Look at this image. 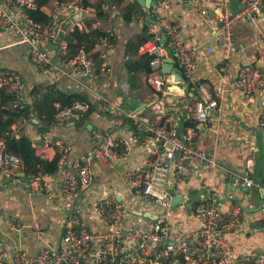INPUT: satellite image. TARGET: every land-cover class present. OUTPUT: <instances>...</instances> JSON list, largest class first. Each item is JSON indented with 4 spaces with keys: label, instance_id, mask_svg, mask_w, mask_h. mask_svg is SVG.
<instances>
[{
    "label": "built area",
    "instance_id": "1",
    "mask_svg": "<svg viewBox=\"0 0 264 264\" xmlns=\"http://www.w3.org/2000/svg\"><path fill=\"white\" fill-rule=\"evenodd\" d=\"M201 6L214 7L218 14V24L214 29L217 44L225 58L234 47L233 31L240 21L256 24L264 12V0H237V8L231 9L230 0H178ZM170 6L169 0H156L149 9L153 18ZM101 13L108 25L95 42L91 51L84 45L77 48L74 55L68 54L67 40L59 44L63 64L59 73L69 78L96 77L111 70L104 59L114 47L118 31L117 17L121 14L118 3L104 1ZM35 0H0V37L6 32L16 35L17 41L27 47L29 57L38 69L53 65V54L48 44L57 38L63 19L78 10H84L81 0H56L45 21H36L28 13L36 9ZM104 20V19H103ZM96 23L101 22L96 18ZM149 36L139 50L149 55L147 80L152 89L151 103L156 102L169 86L176 83L174 76L163 69L165 46L172 48L183 77L190 82L196 70L195 47L187 43L185 25L178 21L163 18L150 21ZM254 50L257 62H243L232 83L220 81L215 90L204 81L193 83L192 95H179L168 108L162 107L158 119L147 123L144 133L138 131L141 125L134 113H127L130 123L136 127L126 135H113L111 132L93 131L96 139L105 140L103 149L112 162H116L135 148L141 147L147 155L123 172V180L130 191L129 202L122 200L121 191L100 194L90 200L93 214L100 220V227L86 225L76 208V201L82 191L92 189L93 171L90 164L81 156L68 158L71 144L56 143L58 171L61 179L59 189L50 181L35 176L30 188L49 198H58L67 210L66 220L57 245L46 243L35 254L15 245L12 248L3 242V229L0 226V264H264V250L249 249L236 251L226 234L242 224V207L237 204L223 209L212 200L203 199L191 203V213L197 218L195 226L188 227L185 218H174L179 212L185 215L183 196L181 202L173 204L174 189L186 178L191 168L197 165L206 169H218L215 157L200 148L197 139L205 129L209 115L219 107L221 98L227 93H239L251 97L264 83V28L258 27ZM96 54L98 61L92 54ZM0 87L14 94L12 105L22 107L24 86L20 76L13 70L0 67ZM89 101L78 100L70 107L57 113V121L78 122L88 110ZM261 114L258 125L264 127V99L261 100ZM188 115H183V113ZM189 118L193 125L181 133L178 128L179 116ZM52 143L45 139L42 147L35 152L43 157ZM98 147H94L92 155ZM253 155L246 159V168L239 178V184L250 188L255 185L252 177ZM0 169L7 172L23 170L19 155L9 152L5 138H0ZM177 194V193H176ZM179 195V194H178ZM120 196V197H119ZM179 205V206H178ZM177 206V207H176ZM155 207V208H153ZM0 203V218H3ZM136 215L138 223L128 224V216ZM12 229H21L24 224L14 215L4 217Z\"/></svg>",
    "mask_w": 264,
    "mask_h": 264
},
{
    "label": "crops",
    "instance_id": "2",
    "mask_svg": "<svg viewBox=\"0 0 264 264\" xmlns=\"http://www.w3.org/2000/svg\"><path fill=\"white\" fill-rule=\"evenodd\" d=\"M55 1H48L41 9L48 14ZM104 1L116 0H89L84 10H78L62 20L56 40L47 45L54 60L49 68L38 69L31 61L27 47L17 41L14 33L6 32L0 37V67L13 70L20 76L24 86V103L32 101L30 91L34 86L41 87L48 83H56L67 92L85 93L91 102L93 109L78 122L55 121L47 125L40 121L35 113L30 112L28 116L18 118L11 125L10 132L15 137L26 135L35 150L43 146L45 139H51L52 144L43 156L45 159L54 156L53 145L56 143L71 144L68 158L81 156L86 159L93 171L92 189L82 191L75 205L82 221L93 228L100 227V220L91 211L90 200L93 201L92 198L101 193L110 194L116 190L122 192V200L129 202L127 199L130 197V191L123 180V172L147 155V151L138 146L116 162H112L101 148L102 144L106 143L105 140L94 138L93 131L107 130L113 135H126L132 130L126 114L134 113L141 122L138 131L144 133L147 123L158 119L160 108H168L179 95H192V82L204 81L212 90L216 89L222 79L226 84L232 83L243 62L258 61L254 42L258 27L264 28V12L256 24L248 21L237 23L233 31L235 49L225 58L214 36V29L219 22L214 7L205 5L203 7L206 11L202 13L198 4L169 0L170 6L160 11L153 20L168 18L185 25L187 43L195 47L197 66L188 82L182 75L172 48L165 46L163 69L174 77L176 73L174 74L173 70H179L180 77L168 87V93L151 103L152 89L147 80L149 71L145 67L149 55L142 54L139 50L144 28L148 31L151 20L148 19L149 12L139 2L131 21H124L121 14L117 17L118 31L114 47L104 59L110 66V71L96 77L78 79L59 73L58 68L63 64L59 44L66 40L71 31L76 27L85 31H103L108 25L107 20L103 15H98L96 9V5ZM133 1L122 0L118 3L120 11ZM237 3V0H230L232 10L237 8ZM96 18L101 19L99 24L96 23ZM144 56L146 60L143 59ZM97 60L101 61L99 57ZM143 61L146 62L145 65L142 64ZM261 63L264 67V62ZM137 64L138 66L134 67ZM165 65L168 70L172 68L170 72L165 70ZM262 99L264 83L251 97L227 93L221 98L219 107L210 113L208 123L197 139L198 146L215 157L219 168L206 169L195 165L191 168L193 171L175 188L177 194H182L186 210L185 215L179 212L174 218L183 216L188 227L198 223L190 210L191 203L197 200H212L223 209L232 208L237 204L242 207L241 226L226 234L236 251L264 250V203L261 194V191L264 193V127L257 123L262 110ZM183 115L188 114L184 112ZM180 117L181 115L179 119ZM187 119L189 118L184 117L178 122L181 133L186 132L183 124ZM38 125L46 126L49 130L41 132ZM96 146L99 149L92 155ZM250 155L254 157L252 177L255 185L244 188L234 179L244 173L246 159ZM40 178L50 181L55 189H59V171L40 175ZM34 179L35 176H26L23 170L11 173L0 169L2 215H14L24 224L21 229L15 230L9 228L4 217L0 218L3 242L9 248L19 245L29 254H35L40 246L46 243L57 245L67 214L66 208L58 198H49L44 193L31 191L30 185ZM127 219L130 225L139 221L136 215L131 214Z\"/></svg>",
    "mask_w": 264,
    "mask_h": 264
},
{
    "label": "trees",
    "instance_id": "3",
    "mask_svg": "<svg viewBox=\"0 0 264 264\" xmlns=\"http://www.w3.org/2000/svg\"><path fill=\"white\" fill-rule=\"evenodd\" d=\"M37 3V8L29 10V15L36 21H45L48 16L41 9L50 0H35ZM113 1V0H112ZM122 0H116L115 2L120 3ZM85 6L89 4V0H81ZM100 3L96 5L98 15H102L100 9ZM138 6L137 0L128 3L122 8L121 17L124 21L129 22L133 18L134 10ZM144 28L143 35L141 37V42H143L149 33ZM103 34L102 30L91 29L88 31L80 30L76 27L67 36V47L68 54L74 55L77 48L84 45L85 49L91 51L98 37ZM95 58L97 55L92 54ZM144 56L143 59L146 60ZM145 61L142 64L145 65ZM134 65V67H137ZM149 57L147 59V64L145 65L147 71H149ZM32 95V101L28 104L24 103L22 107L12 106V101L14 99V94L5 88L0 87V138H5L6 148L9 152L19 155L23 162V171L26 176H38L46 174H54L58 171V161L59 154L56 150V145L53 148L55 154L52 158L45 159L35 153L34 146H32L31 140L26 135H20L15 137L11 134V125L15 123L21 116H28L30 112L35 113V115L43 123L50 125L57 121V113L65 107H70L72 104L78 100L89 101L88 96L82 92H67L57 86L56 83H48L44 86L37 87L34 86L30 91ZM87 111L83 113V118L89 115L93 109L91 102ZM194 122L187 119L184 122V127L193 125ZM133 130L136 129L134 125L131 124ZM52 144V143H51Z\"/></svg>",
    "mask_w": 264,
    "mask_h": 264
},
{
    "label": "water",
    "instance_id": "4",
    "mask_svg": "<svg viewBox=\"0 0 264 264\" xmlns=\"http://www.w3.org/2000/svg\"><path fill=\"white\" fill-rule=\"evenodd\" d=\"M137 2H139L144 8H145V10L147 11V12H149V9L151 8V6H153L154 5V0H137ZM148 19L149 20H153V18H151V16H149L148 15ZM171 69L172 68H170L169 70H168V68L166 67V65H165V70L167 71V72H170L171 71ZM174 71V74L176 73V76L174 77V79H175V81L176 80H178V78L180 77V71L179 70H173ZM173 73V72H172ZM192 91H193V89H192ZM35 122H36V124H38V122H37V120L35 119ZM38 130L39 131H41V132H44V130H49V128L48 127H46V126H43V125H38ZM239 184V183H238ZM240 185V184H239ZM244 188H247V187H245L244 186ZM170 192L173 194V201H172V203L175 205V204H178V203H180L181 202V196L180 195H178V194H176L175 193V191H174V189H170ZM261 194H262V196H263V203H264V193H263V191H261Z\"/></svg>",
    "mask_w": 264,
    "mask_h": 264
}]
</instances>
